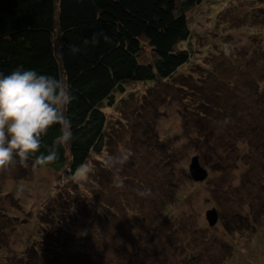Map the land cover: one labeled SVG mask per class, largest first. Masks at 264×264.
<instances>
[{
	"label": "rangeland",
	"instance_id": "rangeland-1",
	"mask_svg": "<svg viewBox=\"0 0 264 264\" xmlns=\"http://www.w3.org/2000/svg\"><path fill=\"white\" fill-rule=\"evenodd\" d=\"M190 24L195 54L175 79L127 82V91L118 96L117 104L113 108L104 105L109 150L101 162L90 160L88 167L97 169L92 177L83 169L67 181L53 169L37 168L30 162L0 169V211L14 218L6 234L8 252L28 254L33 246L41 251L43 231L53 213L72 202L76 206L85 197L89 206L95 203L94 207L101 208L96 200L114 206V217L106 221L98 222L86 203L80 217L83 224L68 220L77 233L71 253L82 248L79 244L84 239L92 256L97 252L94 264H264L260 140L245 141L241 123L235 127L240 130H232L235 135L222 129L207 144L182 114L187 96L205 95L217 85L222 88L224 80L234 85L241 80L247 86L248 80L256 79L264 89L258 63L264 59V0H204L191 13ZM213 48L220 54L211 53ZM231 96V91L217 96L219 105L234 102ZM185 120H189L186 125ZM235 121L233 116L228 122ZM213 142L221 146L210 147ZM122 153L128 155L127 161L109 167L106 159ZM195 155L209 171L202 182L190 175ZM117 178L123 181L122 188L115 186ZM144 190L150 194L140 196ZM213 207L219 217L211 226L206 213ZM258 210L261 215L252 216ZM137 212L143 215L141 219ZM55 231L51 228L48 233Z\"/></svg>",
	"mask_w": 264,
	"mask_h": 264
},
{
	"label": "trees",
	"instance_id": "trees-1",
	"mask_svg": "<svg viewBox=\"0 0 264 264\" xmlns=\"http://www.w3.org/2000/svg\"><path fill=\"white\" fill-rule=\"evenodd\" d=\"M203 1L0 0V73L9 75L18 68L35 70L65 81L73 96L66 111L72 126V141L59 147L54 162L39 165L37 157L40 153L26 162L37 168L47 166L67 181L73 180L83 169L92 177L97 169L95 166L88 167L90 160L94 157L101 162L100 158L109 150V118L104 105L113 108L118 96L126 93L127 82L157 83L175 79L179 70L190 63L195 54L191 45L190 15ZM93 34L98 35L99 42L86 44L85 41H90ZM73 47L79 50L73 52ZM210 52L220 54L215 48ZM261 52L264 53V47ZM252 60L257 64L255 57ZM258 63L264 75V59ZM224 84L222 88L217 85L211 92H203L205 95L187 96L183 100L182 114L190 119L199 138L205 137L207 144L219 130L238 131L240 129L235 127L244 123V140H260L264 153V89L261 82L248 80L246 86L241 80L236 85L224 80ZM226 91H231L234 102L219 105L218 97ZM233 116L237 121L231 124L228 121ZM188 121L185 120L184 124ZM232 133L235 135V132ZM57 135L59 126L55 125L43 137V144L51 145ZM209 146L217 148L221 145L213 142ZM41 152H45V148ZM16 162L21 164L19 158L13 163ZM167 163L170 162L167 160ZM96 201L101 203V208L94 207L95 203L89 206L85 197L76 206L72 202L67 208H58L43 231L45 237L41 251L33 246L30 253L21 255L7 251V232L14 218L2 209L0 264H94L97 252L92 256L91 249L84 247L87 244L84 239L79 244L82 248L71 253L77 233L70 221L74 218L84 223L80 217L85 203L88 210L99 218L98 222L114 217L112 204ZM261 211L252 216L256 213L261 215ZM137 213L141 219L143 215ZM245 225L247 228L250 226L248 221ZM40 226L43 224L37 228ZM51 228L56 230L55 233H48ZM158 228L159 225L155 228L156 232Z\"/></svg>",
	"mask_w": 264,
	"mask_h": 264
},
{
	"label": "clouds",
	"instance_id": "clouds-1",
	"mask_svg": "<svg viewBox=\"0 0 264 264\" xmlns=\"http://www.w3.org/2000/svg\"><path fill=\"white\" fill-rule=\"evenodd\" d=\"M99 42L97 34L85 43L95 45ZM76 47L73 52L78 51ZM69 85L60 79L39 74L35 70L16 69L9 75L0 73V169H6L16 158L23 164L30 157H37L39 165H47L58 157L59 147L73 139L70 120L66 116L72 103ZM59 126V135L52 144L45 146V137L50 128ZM45 148V152L41 149ZM128 159L126 153L118 157H108L109 167L117 168ZM122 188L123 181H115ZM140 196H148L149 190L140 191Z\"/></svg>",
	"mask_w": 264,
	"mask_h": 264
},
{
	"label": "water",
	"instance_id": "water-1",
	"mask_svg": "<svg viewBox=\"0 0 264 264\" xmlns=\"http://www.w3.org/2000/svg\"><path fill=\"white\" fill-rule=\"evenodd\" d=\"M189 171L192 179L197 182L205 181L209 175L208 169L201 164L199 155L192 157ZM206 217L211 226L215 225L219 217L216 207L207 210Z\"/></svg>",
	"mask_w": 264,
	"mask_h": 264
}]
</instances>
